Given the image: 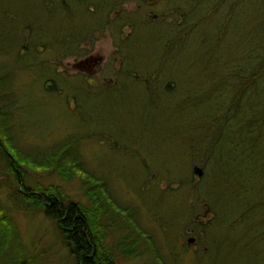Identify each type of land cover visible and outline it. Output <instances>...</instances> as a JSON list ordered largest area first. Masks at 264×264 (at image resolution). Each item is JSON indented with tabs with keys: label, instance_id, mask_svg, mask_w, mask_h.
<instances>
[{
	"label": "rangeland",
	"instance_id": "1",
	"mask_svg": "<svg viewBox=\"0 0 264 264\" xmlns=\"http://www.w3.org/2000/svg\"><path fill=\"white\" fill-rule=\"evenodd\" d=\"M142 1L150 5L148 14L161 12L162 0ZM233 1L229 0L224 7L232 18L230 22L221 21L223 37L212 47L211 54L217 61L207 72L213 79L232 72L234 57L245 65L243 48L247 44L264 43V0H237L231 10ZM6 5L5 0H0V8ZM126 8L134 10L137 3L129 2ZM222 13L221 10L220 17ZM208 21L214 32L220 19ZM129 31L130 27H124V33ZM15 39L14 25L0 17V51L9 52ZM211 43L205 46L210 52ZM86 47L87 55L68 56L56 65L57 71L68 76L67 85L60 92L53 94L45 89L47 76L40 70H20L14 74L13 90L20 106L14 117L18 144L33 149L51 146L67 136L78 139L86 168L102 178L108 195L124 206H138L137 218L155 243L154 250L149 252L150 261L158 256L165 264H264V210L247 208L249 199L264 202V112L256 109L264 101V92H259L263 73L253 79L250 93L245 94L247 99L236 93L234 81L224 100L214 92H207L204 99L203 88L196 85L201 76L195 70V60L202 52L195 47L194 35L177 45L171 70L175 71L177 88L167 100L158 99L150 105L133 88L118 86L108 91L93 90L87 95L79 93L84 105L75 110L70 85L78 84L79 75L90 79L92 86L113 83L111 70L119 68L123 56L115 51L108 35L93 45L87 43ZM1 61L10 60L0 54ZM242 72L246 74V70ZM183 87L188 89L185 97L181 93ZM231 89L236 96L234 116L210 150L213 155L205 187L195 192L196 182L206 176L202 158L193 154L195 147L205 148L207 144L205 135L200 139L197 132L198 124L205 121L202 112L205 107L212 109L216 102L227 103ZM253 118L261 124L254 132H248L243 122ZM94 131L98 132L96 137L88 135ZM192 166L201 168L202 173L194 168L192 171ZM22 171V181L32 187L36 183L44 187L59 185L69 198L86 201L78 176L63 179L56 171L33 170L29 166ZM13 178V174L5 175L0 169L2 212L10 214L8 224L13 220L17 227L16 234L0 237V244L4 242L0 246V260L21 256L29 264H75L51 218L33 211V207L27 212L17 210L8 201L7 195L16 185ZM197 195L222 206L219 220L226 226L234 220L236 211L244 212L245 218L232 228L214 226L203 234V227L213 221L214 213ZM146 259L134 258L120 264H141Z\"/></svg>",
	"mask_w": 264,
	"mask_h": 264
},
{
	"label": "trees",
	"instance_id": "2",
	"mask_svg": "<svg viewBox=\"0 0 264 264\" xmlns=\"http://www.w3.org/2000/svg\"><path fill=\"white\" fill-rule=\"evenodd\" d=\"M5 1L7 5L0 8V17L14 25L16 35L14 47L9 52L0 51L10 60L0 62V169L5 175L13 174L16 182L7 195L8 201H12L17 210L27 212L33 207V211L42 212L51 218L56 223L61 243L72 255L75 264H120L141 257L147 258L141 264H165L158 256L150 261L149 252L154 250L155 243L137 218L138 206L132 203L124 206L108 195L102 178L86 168L88 164L79 152L78 139L67 136L51 146L33 149H24L18 144L14 117L20 112V106L13 90L14 74L20 70H40L39 73L47 76L45 89L53 94L60 92L66 87L68 76L57 71L56 65L68 56L87 55V43L93 45L100 37L108 35L115 51L123 55L119 68L111 70L115 81L92 86L90 79L79 75L76 80L78 84L70 85L76 102L74 109L79 110L84 105L79 93L87 95L93 90L103 91L101 88H104L108 91L118 86L133 88L147 104L153 105L156 100H167L169 95L176 93L178 80L174 76L175 71L171 70L177 45L195 35V47H199L198 50L202 52L201 57L195 60V70L201 76L196 85L203 88V98L207 92H214L217 98L224 100L228 86L234 81L236 93L247 99L245 94L250 93L253 79L262 73L264 76V43L247 44L243 48L245 65L234 57L231 60L232 72L220 79L218 76L213 79L207 71L217 61L211 53L212 47L223 37L222 28H219L221 21L230 22L232 18L229 10L225 11L224 8L229 0H162L161 12L153 16L152 13L148 14L150 5L142 0ZM129 2H136L137 8L127 9L126 4ZM237 3V0L232 2L231 10ZM221 10L224 13L220 17ZM215 17L220 22L213 32L212 23L208 26V20ZM127 26L130 31L124 33L123 29ZM209 42H212L211 52L205 48ZM221 63L224 65L222 59ZM242 69L246 70V74L240 73ZM232 89L227 103L216 102L212 109L205 107L202 112L205 121L198 124L200 127L197 132L200 139L205 135L207 144L205 148L195 147L193 154L196 158H202L206 176L196 182L195 192L205 187L213 155L210 150L218 143L221 134L227 129V122L234 116L232 110L236 106V96ZM187 92V88L181 89L183 97ZM259 92H264V82ZM256 109L264 112V101ZM243 124L248 132H254L261 123L253 118ZM97 134L94 131L88 135L96 137ZM24 166L33 170L56 171L63 179L78 176L86 201L69 198L59 185H28L22 181ZM193 168L195 166H192V171ZM197 198L214 213L213 221L203 227V234L214 226L232 228L233 224H239L245 218L244 212L236 211L237 215L232 217L234 220H230L229 226H226L219 220L223 211L221 205L210 202L203 195H197ZM248 201L249 210H264V202L256 199ZM2 207L0 205L1 223L3 220L0 237H7L11 232L16 234L17 227L13 220L8 224L10 214H4ZM110 232L112 234L109 235ZM0 264L29 262L20 256L17 259L0 260Z\"/></svg>",
	"mask_w": 264,
	"mask_h": 264
},
{
	"label": "water",
	"instance_id": "3",
	"mask_svg": "<svg viewBox=\"0 0 264 264\" xmlns=\"http://www.w3.org/2000/svg\"><path fill=\"white\" fill-rule=\"evenodd\" d=\"M195 170H197V172L199 173V174H201L202 173V170H201V168H199V167H197V168H194Z\"/></svg>",
	"mask_w": 264,
	"mask_h": 264
}]
</instances>
